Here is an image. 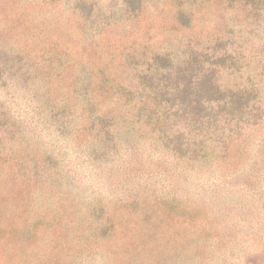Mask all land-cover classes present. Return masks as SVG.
I'll list each match as a JSON object with an SVG mask.
<instances>
[{
    "label": "rangeland",
    "instance_id": "1",
    "mask_svg": "<svg viewBox=\"0 0 264 264\" xmlns=\"http://www.w3.org/2000/svg\"><path fill=\"white\" fill-rule=\"evenodd\" d=\"M120 1L87 0L99 23V29L91 31L85 18L89 13L76 9V0H0V34H14L33 55L57 48L71 55L72 65L85 59L99 86L100 70L116 84L124 83L125 54L148 43L179 47L199 36L236 38L244 30L252 31L249 39L257 43L264 32V21L248 18L241 3L223 0H149L138 16L101 24L100 17L119 18ZM178 13L183 20H177ZM251 70L264 88L261 65L252 64ZM51 87L58 97L69 91L67 83L56 78ZM101 94L113 92L105 87L94 93L101 110L116 107L113 98ZM0 95V107L28 114L29 135L42 134L41 151L34 154L47 152L53 163L64 162L78 184L71 188L77 203L68 209L54 203L59 196L48 189V179L39 190L40 201L29 205L20 186L25 178L15 182L11 173L18 164L11 146L19 143L5 137L0 143V264H264V122L240 132L229 146L221 145L210 163L180 162L179 168L162 167L124 180L125 173L117 169L93 170L96 162L89 164L75 149L72 136L64 142L55 127H49L52 120L45 121L51 129L36 124L40 105L34 96L12 88H2ZM92 203L113 214L110 235L94 231L101 221L91 214ZM26 212L45 223L29 237L19 232ZM54 214L63 216L64 225L53 220Z\"/></svg>",
    "mask_w": 264,
    "mask_h": 264
},
{
    "label": "trees",
    "instance_id": "2",
    "mask_svg": "<svg viewBox=\"0 0 264 264\" xmlns=\"http://www.w3.org/2000/svg\"><path fill=\"white\" fill-rule=\"evenodd\" d=\"M76 1V9L83 15L89 13L85 18L93 28L91 31H97L99 23L92 18L93 6L88 7L87 0ZM147 1L121 0L123 13L119 18L110 19L113 14H109L99 18L101 24L134 18ZM223 1L241 3L248 18L257 23L264 21V0ZM184 17L177 14V20ZM251 33L244 30L236 38L226 39L214 34L204 40L199 36L198 41L189 39L179 47L142 45L122 60L127 75L124 83L116 84L106 71L100 70L99 86L90 62L85 59L72 65L71 55L57 48L39 53L41 56L33 55L34 51L14 40V34H0V90L12 88L34 96L31 99L40 105L36 124L45 129L55 127L64 142L71 136L75 138V149L90 159L89 164L96 162L92 164L93 170L117 169L125 173L124 180H130L162 167L167 171L172 165L179 168L180 162L210 163L219 156L221 145L229 146L240 132L264 122L263 81L255 79L251 70L252 64L257 68L261 65L264 72V32L258 35L257 43L249 39ZM54 78L67 83L69 91L64 96L54 94ZM105 87L113 95L101 94L102 98H113L116 105L110 110H101L94 95L104 92ZM46 113L48 116L43 117ZM27 115L0 107V131L4 130L0 143L5 137L17 138L16 144L19 143V147L11 146L18 160L17 169L11 172L13 179L18 182L25 178L20 186L29 205L33 200L40 201L39 190L50 180L48 189L57 190L54 194L59 196L54 203L68 209L77 203L71 196V188H78L77 181L68 175L64 162L53 163L47 152L40 157L34 154L41 151L42 134L35 131L29 135ZM50 120L47 127L45 121ZM132 154L135 163L130 161ZM154 158L157 164H153ZM108 163H113L111 168L105 166ZM88 208L101 221L94 231L110 235L115 228L113 214L104 212L99 203L88 204ZM52 217L64 225L60 220L63 216ZM43 223L26 212L19 232L29 237ZM35 264H41L40 260Z\"/></svg>",
    "mask_w": 264,
    "mask_h": 264
}]
</instances>
